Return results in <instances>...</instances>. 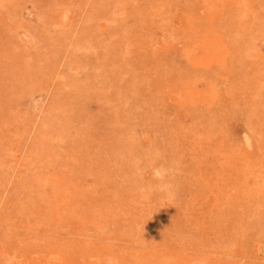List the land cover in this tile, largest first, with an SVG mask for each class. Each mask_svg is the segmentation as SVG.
<instances>
[{"label":"rangeland","instance_id":"obj_1","mask_svg":"<svg viewBox=\"0 0 264 264\" xmlns=\"http://www.w3.org/2000/svg\"><path fill=\"white\" fill-rule=\"evenodd\" d=\"M0 264H264V0H0Z\"/></svg>","mask_w":264,"mask_h":264}]
</instances>
